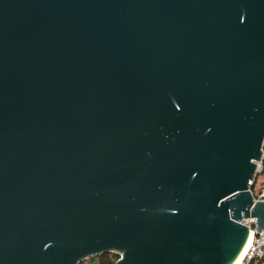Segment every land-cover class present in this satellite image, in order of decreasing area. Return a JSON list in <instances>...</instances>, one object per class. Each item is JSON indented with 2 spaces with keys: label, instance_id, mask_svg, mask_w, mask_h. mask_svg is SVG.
Here are the masks:
<instances>
[{
  "label": "water",
  "instance_id": "obj_1",
  "mask_svg": "<svg viewBox=\"0 0 264 264\" xmlns=\"http://www.w3.org/2000/svg\"><path fill=\"white\" fill-rule=\"evenodd\" d=\"M261 149L264 0H0V264H232Z\"/></svg>",
  "mask_w": 264,
  "mask_h": 264
},
{
  "label": "built area",
  "instance_id": "obj_2",
  "mask_svg": "<svg viewBox=\"0 0 264 264\" xmlns=\"http://www.w3.org/2000/svg\"><path fill=\"white\" fill-rule=\"evenodd\" d=\"M261 152H262L261 161L258 162V165L261 168H264V150L261 149ZM256 183H257V178L254 182V186H256ZM254 186H253V192L255 198L264 201V181L258 185L257 190H254ZM246 222L251 236H250V243L247 253L240 264H264V230L263 229H261L260 231L257 230L255 226V219L249 218L246 219Z\"/></svg>",
  "mask_w": 264,
  "mask_h": 264
},
{
  "label": "trees",
  "instance_id": "obj_3",
  "mask_svg": "<svg viewBox=\"0 0 264 264\" xmlns=\"http://www.w3.org/2000/svg\"><path fill=\"white\" fill-rule=\"evenodd\" d=\"M264 171V168H263ZM118 255L112 252L104 253L96 259L90 260L88 264H114Z\"/></svg>",
  "mask_w": 264,
  "mask_h": 264
},
{
  "label": "bare ground",
  "instance_id": "obj_4",
  "mask_svg": "<svg viewBox=\"0 0 264 264\" xmlns=\"http://www.w3.org/2000/svg\"><path fill=\"white\" fill-rule=\"evenodd\" d=\"M250 236H251V234H250V232H248L246 239H245V242H244L243 246L241 247L237 257L235 258V260L233 261L232 264H240L241 261L243 260L244 256L247 253L248 247H249Z\"/></svg>",
  "mask_w": 264,
  "mask_h": 264
},
{
  "label": "rangeland",
  "instance_id": "obj_5",
  "mask_svg": "<svg viewBox=\"0 0 264 264\" xmlns=\"http://www.w3.org/2000/svg\"><path fill=\"white\" fill-rule=\"evenodd\" d=\"M264 181V174L261 173L258 175L257 177V183H256V186H254V190H257L258 188V185ZM108 253V252H107ZM100 256V255H97V256H89L87 258H85L84 260H82L79 264H88L90 260H93V259H96L97 260V257Z\"/></svg>",
  "mask_w": 264,
  "mask_h": 264
},
{
  "label": "crops",
  "instance_id": "obj_6",
  "mask_svg": "<svg viewBox=\"0 0 264 264\" xmlns=\"http://www.w3.org/2000/svg\"><path fill=\"white\" fill-rule=\"evenodd\" d=\"M263 174H264V171H263Z\"/></svg>",
  "mask_w": 264,
  "mask_h": 264
}]
</instances>
